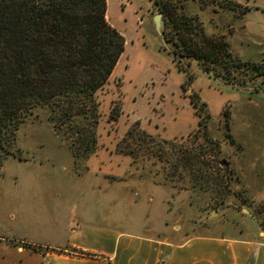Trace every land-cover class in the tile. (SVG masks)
Instances as JSON below:
<instances>
[{
  "label": "rangeland",
  "instance_id": "obj_1",
  "mask_svg": "<svg viewBox=\"0 0 264 264\" xmlns=\"http://www.w3.org/2000/svg\"><path fill=\"white\" fill-rule=\"evenodd\" d=\"M175 1L207 35L226 40L221 75L194 58L179 68L154 28V0H106L124 51L73 129L57 128L40 106L8 135L0 200L9 190L42 202L39 219L54 206L63 219L74 213V226L161 239L249 236L252 215L264 223V0Z\"/></svg>",
  "mask_w": 264,
  "mask_h": 264
},
{
  "label": "trees",
  "instance_id": "obj_2",
  "mask_svg": "<svg viewBox=\"0 0 264 264\" xmlns=\"http://www.w3.org/2000/svg\"><path fill=\"white\" fill-rule=\"evenodd\" d=\"M154 3L163 19L162 48L179 68L194 58L221 75L215 65L228 55L226 40L207 35L175 0ZM105 15L106 0H0V160L8 135L36 107L50 108L57 128L73 129L71 119L86 112L124 51L123 35Z\"/></svg>",
  "mask_w": 264,
  "mask_h": 264
},
{
  "label": "crops",
  "instance_id": "obj_3",
  "mask_svg": "<svg viewBox=\"0 0 264 264\" xmlns=\"http://www.w3.org/2000/svg\"><path fill=\"white\" fill-rule=\"evenodd\" d=\"M16 180H10L8 187H16ZM43 205L16 199L9 190L4 194L0 200V264H264V223L253 215L255 224L249 236L201 232L180 240L121 234L92 224L74 226V213L63 219L59 208L54 213V206L46 221L36 213ZM22 240L63 252L33 251L17 243Z\"/></svg>",
  "mask_w": 264,
  "mask_h": 264
},
{
  "label": "water",
  "instance_id": "obj_4",
  "mask_svg": "<svg viewBox=\"0 0 264 264\" xmlns=\"http://www.w3.org/2000/svg\"><path fill=\"white\" fill-rule=\"evenodd\" d=\"M153 22H154V28L157 31V33L159 34V36L161 37L162 41H164L163 39V33H162V24H163V19H162V15L161 14H156L153 17Z\"/></svg>",
  "mask_w": 264,
  "mask_h": 264
}]
</instances>
